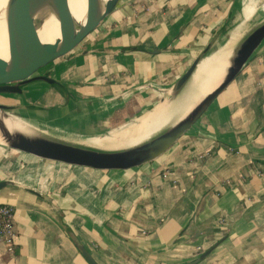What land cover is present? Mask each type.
Here are the masks:
<instances>
[{"label":"crops","instance_id":"1","mask_svg":"<svg viewBox=\"0 0 264 264\" xmlns=\"http://www.w3.org/2000/svg\"><path fill=\"white\" fill-rule=\"evenodd\" d=\"M129 1L45 67L60 86L31 88L27 104L97 131L134 118L242 16L240 0ZM2 181L12 182L0 205L13 208L17 236L13 251L0 246V264H88L67 231L96 264H184L212 248L199 264H264V43L157 160L103 174L0 146Z\"/></svg>","mask_w":264,"mask_h":264},{"label":"water","instance_id":"2","mask_svg":"<svg viewBox=\"0 0 264 264\" xmlns=\"http://www.w3.org/2000/svg\"><path fill=\"white\" fill-rule=\"evenodd\" d=\"M20 12L28 15L29 18H35V10L21 8ZM113 12L109 11L86 28L64 31L61 38L55 43L42 48L18 41L7 33L9 56L7 61L0 59V97L7 99L8 96H16L18 99H15L20 101V105H16L14 102L11 104L0 103V146L56 169H83L103 174L138 169L157 160L171 149L196 124L211 104L236 80L264 43V0H262L250 21L247 35L225 59L226 68L218 86L213 91L203 96L184 117L163 129L159 133V137L137 153L123 158L118 155L117 150L102 149L94 153L89 160L84 161L72 145L65 141V137L54 136L47 131L48 129H58L66 123L61 118L53 120L52 117L43 115L40 112L44 109L27 104L25 99H32L30 90L35 86L37 88L39 85L59 87L58 82L46 74H40V70L71 53ZM220 34L219 31L199 53L188 69L169 89L170 92H175L194 74L199 63ZM164 97L165 95L149 110L163 104ZM44 111L48 112L47 109ZM143 112L136 115L133 120L141 116ZM18 123L23 129L14 125ZM63 132L66 131L63 130ZM117 156H121V159ZM11 184L12 182L9 181L0 182V190ZM28 192L39 197L35 191L28 190ZM67 234L84 260L88 264H96L76 236L71 231H67ZM213 250L214 248L209 249L184 264H199L206 260Z\"/></svg>","mask_w":264,"mask_h":264},{"label":"bare ground","instance_id":"3","mask_svg":"<svg viewBox=\"0 0 264 264\" xmlns=\"http://www.w3.org/2000/svg\"><path fill=\"white\" fill-rule=\"evenodd\" d=\"M126 1L0 0V59L8 60L7 33L18 41L42 48L55 43L64 31L86 28ZM255 1L240 0L242 16L216 39L194 74L175 92H167L163 104L152 110L148 108L134 120L103 132L95 129L80 131L68 124L58 127L59 130L47 131L54 136L65 137V141L72 145L84 161L102 149L117 150L118 155L123 158L137 153L159 137L163 129L184 117L196 102L218 86L226 68L225 59L247 35ZM21 8L35 10V18H29L20 12ZM14 125L23 129L19 123ZM121 156L117 158L121 159Z\"/></svg>","mask_w":264,"mask_h":264},{"label":"built area","instance_id":"4","mask_svg":"<svg viewBox=\"0 0 264 264\" xmlns=\"http://www.w3.org/2000/svg\"><path fill=\"white\" fill-rule=\"evenodd\" d=\"M16 236L13 208L0 205V246L7 247L9 252L13 251Z\"/></svg>","mask_w":264,"mask_h":264},{"label":"rangeland","instance_id":"5","mask_svg":"<svg viewBox=\"0 0 264 264\" xmlns=\"http://www.w3.org/2000/svg\"><path fill=\"white\" fill-rule=\"evenodd\" d=\"M133 1H139V0H132V1H129L128 3H131V2H133ZM127 4V3H126ZM125 4H123L122 6H124ZM121 7V6H120ZM51 67V66H50ZM47 68H44L43 70H41V72H39L40 74H44L46 71ZM31 92V91H30ZM167 93L165 94V97L164 98H166L167 97ZM15 98H17L16 96H11V97H9L8 96V98L7 99H5L4 97H0V103H5V104H11V102H14V104H16V105H20L19 103H18V100H16ZM18 99V98H17ZM156 102V101H155ZM153 104V103H152ZM152 106H154V105H148V107L147 108H150V107H152ZM144 110H146V109H144ZM144 110H142V111H144ZM141 111V112H142ZM132 116V115H131ZM131 116L130 115H127V118H129V119H122V121H117V122H115V123H112L111 124V126L110 127H108L107 129H104V131H106V130H109V129H111V128H113V127H117V126H119V125H122V124H124V123H126L128 120H133V118H131ZM98 117H100V115L98 116ZM91 121H88V120H86L85 118H82V117H80L79 119H77V120H74L73 121V123L72 122H69V123H66V124H68V125H70L73 129H76V130H91V128H93L92 127V123H90ZM99 132V131H98ZM100 132H103V130H100Z\"/></svg>","mask_w":264,"mask_h":264}]
</instances>
